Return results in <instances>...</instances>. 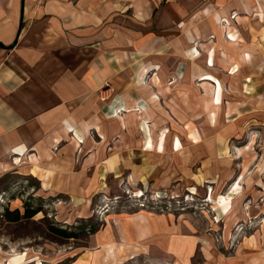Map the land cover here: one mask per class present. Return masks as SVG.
Returning <instances> with one entry per match:
<instances>
[{
    "label": "rangeland",
    "instance_id": "obj_1",
    "mask_svg": "<svg viewBox=\"0 0 264 264\" xmlns=\"http://www.w3.org/2000/svg\"><path fill=\"white\" fill-rule=\"evenodd\" d=\"M236 5L235 0H205L203 7H227L230 14L209 13L203 21L216 25L219 20L227 25L225 35L235 33L240 41L244 40L241 34H248L241 31L246 22L255 35L248 41L257 45V53L264 52V19L257 17L264 11V0H247V9L260 11L240 19L233 11ZM151 32L155 39L171 41L180 33L159 29L156 23ZM209 39L212 43L218 36ZM258 55L259 59L251 54L244 63L254 70L250 77L241 76L247 88L239 86L234 93L225 89L222 108L212 124L216 122V128L203 126L199 143H193V126L173 123L172 133L184 145L181 152L160 157L143 151L142 131L136 132L134 124L131 129L140 140L132 141L136 152L130 156L123 158L115 151L128 149L129 140L124 145L113 137L104 143L99 131L90 130L80 146L76 130L51 150L44 145L37 156L27 152L22 164L6 168L0 177V264L22 253H28L23 264H99L109 243L110 249L115 248V236L122 242V257L116 264H264V92H257L258 86H264V54ZM241 67L234 64L230 72L242 73ZM187 78L184 96L189 98L193 84ZM196 95L202 101L196 97L195 107H207L211 97L207 101L206 91ZM193 111L184 112L187 121ZM123 113V117L130 116ZM202 117L209 120V113ZM108 124L100 123L104 129ZM12 160L16 162L17 156ZM93 168L100 171L98 182L92 179ZM82 183L87 187L81 191L70 188ZM211 194L213 201H209ZM221 196H232L228 214L218 205ZM26 206L42 211L20 221H8L4 216L6 209L24 214ZM52 227L77 237H61ZM107 227L111 229L107 231ZM116 227L128 237L116 235Z\"/></svg>",
    "mask_w": 264,
    "mask_h": 264
},
{
    "label": "crops",
    "instance_id": "obj_2",
    "mask_svg": "<svg viewBox=\"0 0 264 264\" xmlns=\"http://www.w3.org/2000/svg\"><path fill=\"white\" fill-rule=\"evenodd\" d=\"M235 1L233 11L239 19L260 11L247 9V0ZM204 2L0 0V42L7 47H0V177L6 168L17 167L11 158L22 157V164L27 152L37 156L44 145L51 150L72 131L77 130V136L83 138L90 130L102 132L110 139L119 137L121 121L110 112L122 103L131 110L139 108L142 102L146 104L143 115L136 111H131L127 118L123 112L121 115L131 122L138 121L133 125L137 126L136 132L142 131L141 139L145 142L141 120L159 122L160 127L174 125L172 120L178 127L187 126L184 112L188 108L198 109L194 102L196 97L202 101L196 95L202 89L207 101L211 97L207 108L216 111L213 103H217L218 85L205 80L204 74H212L221 82L222 95L225 89L233 93L239 86L246 89L248 85L241 76L250 77L254 70L244 63L251 54L259 59L258 53L262 57L264 52L257 53V45L248 41L255 35L246 22L241 24V31L248 33L241 34L244 40L236 38L232 42L226 38L227 30L217 22L213 25L203 21L209 13L230 14L227 7H203ZM187 16L193 17L185 21ZM259 16L263 20L264 11ZM155 23L159 29L178 30L177 40L153 38L151 30ZM210 34H216L218 39L208 43ZM196 45L200 57L191 54ZM211 61L213 66H208ZM234 64L242 65V73L230 72ZM186 77L194 89L191 87L189 98L184 96ZM160 79L163 89L159 87ZM257 92L263 93L264 86H258ZM205 108L200 105V109ZM101 121H109V127L104 129ZM69 126L73 130L69 131ZM94 126L97 128L91 129ZM136 132L132 131L137 138ZM129 229L132 231L131 225ZM113 230L118 236L128 237L124 230ZM115 240L113 250L109 243L111 246L100 254L99 264L119 262L122 242L116 236ZM102 244L106 245V241Z\"/></svg>",
    "mask_w": 264,
    "mask_h": 264
},
{
    "label": "bare ground",
    "instance_id": "obj_3",
    "mask_svg": "<svg viewBox=\"0 0 264 264\" xmlns=\"http://www.w3.org/2000/svg\"><path fill=\"white\" fill-rule=\"evenodd\" d=\"M224 22V21H223ZM217 23L221 26L222 29H227V25L223 26V24L218 20ZM227 34V33H226ZM230 36L228 37L226 35L227 39H230V41L235 42L236 41V36L234 34H229ZM191 54L195 57H200L201 53L200 51L194 47L191 50ZM208 66H213V63L211 61L210 65L207 63ZM205 78V80H213L217 83L218 85V99H217V103H213V107L215 108L216 111H213V109L210 108H205V109H194V111L191 113V119H189L188 124H190L191 126H193L195 129L194 131H192L191 137L194 140L193 143H199L197 141L198 137H203L202 134V130L201 128L205 125H207L210 128H216V122L215 125H212L214 122V119L217 118L218 112L221 110V104H222V84L221 82L215 78L212 74H204L203 75ZM217 92V91H215ZM216 95V94H215ZM156 99L159 100V98L156 96ZM160 107V105H159ZM146 104L144 102H142V105L139 108H134L133 110H131L129 107H127L124 103H122L121 107H114L111 108V114L114 117H117L120 119L121 123H120V130L118 131V133H120L119 137L116 138H120L121 142H124V145L128 143L131 144L130 147L128 149L123 148V149H115L116 152L121 153V157H126V156H130L132 153L136 152V144H132V141L138 142L136 136L133 135L132 133V125L134 122L138 123V121H134V119L131 121L124 119L121 115L123 114L122 112H138L139 114L143 115L146 111ZM163 109V108H162ZM157 114H159L160 116L163 117V114H160L161 112H157ZM209 113V120L207 119V117H202L200 118V116L202 115H206ZM140 115V116H141ZM141 120V119H140ZM139 120V122H140ZM172 120V119H171ZM142 121V125L141 128L143 129V135H144V139H145V144H142L141 147L143 151H147L150 153H156L158 156H163V155H167L170 153H175V152H181V150H183L184 145L182 144L181 138L178 136L173 135L172 133V129L174 128V125L171 126H164V127H160V123L159 122H154V123H149L147 120H141ZM173 123H175L172 120ZM211 122V123H210ZM206 123V124H205ZM152 126H154L156 128L155 132L153 133L154 129L152 130ZM153 127V128H154ZM200 128V129H199ZM69 131L72 130V127H68ZM170 129V130H169ZM125 131V132H124ZM130 131V132H129ZM182 131V130H179ZM197 131V132H196ZM100 135L102 136V132L100 133ZM105 140L104 143H108L109 141H112L109 137H105L102 136ZM78 143L83 145L86 142V139L83 137H78ZM112 153L113 150H112ZM16 166H19L21 164V159H17L16 161ZM93 173V181L98 182L97 180V176H100V171H98V169H94L92 171ZM102 175H104L102 173ZM118 175V173H117ZM105 178V175H104ZM129 184H132V180L130 179ZM87 187V184L85 185L84 183H82V186L77 184V186H73L70 188L75 190V191H81L84 187ZM239 186V183H238ZM236 187L235 190L239 189V187ZM212 192V191H211ZM232 196L226 197V196H221V198L219 199L218 205L220 207V209H222V212L224 214H228L232 208V202H231ZM209 201H213L212 200V194H211V198ZM28 259V253H22V254H16L13 255L9 261L6 264H23L25 263V261H27Z\"/></svg>",
    "mask_w": 264,
    "mask_h": 264
},
{
    "label": "trees",
    "instance_id": "obj_4",
    "mask_svg": "<svg viewBox=\"0 0 264 264\" xmlns=\"http://www.w3.org/2000/svg\"><path fill=\"white\" fill-rule=\"evenodd\" d=\"M0 47L7 48L1 42H0ZM41 211H42L41 208L32 209L29 206H26L24 214H21V212L19 210L15 211V212H11L9 209H6L4 216L6 217V219L8 221H20L21 219L33 218L35 215H37ZM51 231L56 233V234H58V235H60L61 237H65V238H70L71 239V238H76L77 237V234H75L74 232H68L67 230H60L58 228H53L52 227Z\"/></svg>",
    "mask_w": 264,
    "mask_h": 264
}]
</instances>
